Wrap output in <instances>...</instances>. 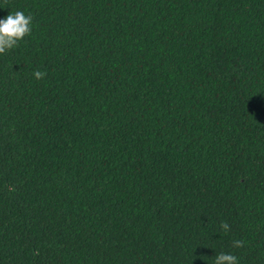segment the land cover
<instances>
[{
  "label": "trees",
  "instance_id": "16d2710c",
  "mask_svg": "<svg viewBox=\"0 0 264 264\" xmlns=\"http://www.w3.org/2000/svg\"><path fill=\"white\" fill-rule=\"evenodd\" d=\"M16 11L0 264H264V0H0Z\"/></svg>",
  "mask_w": 264,
  "mask_h": 264
},
{
  "label": "clouds",
  "instance_id": "9594fccd",
  "mask_svg": "<svg viewBox=\"0 0 264 264\" xmlns=\"http://www.w3.org/2000/svg\"><path fill=\"white\" fill-rule=\"evenodd\" d=\"M32 21V15H26L23 11L10 13L5 19H0V54L16 48L20 41L31 34ZM33 75L35 79L42 80L46 72L36 70ZM220 229L228 233L231 227L226 221H221ZM231 246L236 249L243 248L245 242L242 239H234ZM214 264H238V257L230 252H219L214 257Z\"/></svg>",
  "mask_w": 264,
  "mask_h": 264
}]
</instances>
